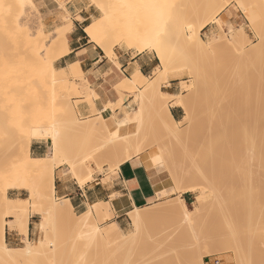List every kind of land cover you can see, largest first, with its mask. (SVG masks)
Listing matches in <instances>:
<instances>
[{
	"label": "bare ground",
	"instance_id": "bare-ground-1",
	"mask_svg": "<svg viewBox=\"0 0 264 264\" xmlns=\"http://www.w3.org/2000/svg\"><path fill=\"white\" fill-rule=\"evenodd\" d=\"M90 1L97 3L100 0ZM123 1L126 6H129L131 2H133V0ZM179 1L176 2L178 3ZM241 1L243 2V11L247 14V18L250 22L254 25L257 17H250L248 14V8L254 10L257 15L259 10L264 13V0ZM28 2L30 7L33 8V0H28ZM176 2H174L172 6L159 4L158 8L160 12H164L165 15L174 12L177 19L180 14L181 16H183V14L208 16L215 12L217 4H220L219 6H221V10L215 15V17L202 23L197 28L192 24H189L187 28H181L182 24L178 27L177 22L179 19H176L170 27L168 26L171 23L166 25L164 22L165 24H163L167 26V28L163 26L165 29H162V24H160L157 29H149L142 32L137 31L132 35H128V33H125V24L124 26L122 25L119 27L118 25L115 26V24L113 26L109 10L104 6H100V12L103 14L102 18L93 19L90 24L85 26L84 33L90 42L99 47L105 57L112 60V62H114L119 68L120 65L118 63L115 49L118 45L124 43L129 49H137L136 54H142L148 51L152 52L159 61V65L153 73V76H146L142 74L139 69H136L131 77L121 79V81L115 86V91L118 95L122 96L121 102H125L129 97L139 94V98H141L142 102L141 106L146 105L151 110H159L163 107L166 109V114L172 124H161V129L165 136L170 138L168 139L169 141L176 140L175 143L179 145V154L173 157L165 155L163 166L170 177L169 181L165 184V187L173 182L177 190L183 194H195L200 190L202 193H205V188L208 190L210 189L209 192L211 195L214 194V197H212L214 198V202L212 201V198L208 196L207 192L204 194V197H208V199L213 202L212 204H209L211 205V207H209L211 215L209 213L207 216L205 215L208 212L203 214V208H206L203 199L198 201V207L196 209H189L185 201L178 198L182 206V217L178 219V221L179 223L186 225L188 229H191L193 233L191 238L193 236V241H195V257L191 260L190 264H198L197 258L200 257V254L203 251L211 257L221 256L220 253H213L221 243H227L231 245L233 249H238V246L242 249L244 244L246 245L245 247H247V244L252 240L256 243L255 240L261 239L263 241L261 242L264 243V23L262 24V36L260 42L253 45V48L249 49V51H244V47L238 44L239 36L246 35L244 29L238 30V33L233 32L234 35L231 33L228 38L223 37L224 33L222 36H219L212 41H207L201 37V32L217 19L218 14L223 12L230 5L231 0H193L191 3H189L188 0H181V6L179 5L181 3L176 4ZM140 11L145 16L153 13L152 8L148 6H141ZM16 18L17 17H15V19ZM15 19L13 18V20ZM30 25L32 26L33 24L30 23ZM23 26L20 19H16L13 27L11 26L13 29H11L10 26L8 29H10V31L15 30V32H19ZM40 26L42 27V25ZM219 27L220 30L223 29L221 23H219ZM27 30L24 29L21 33H18V35L21 34L23 36L24 34L22 33ZM72 30L73 22L66 18L65 23L57 28L56 36L53 40L50 39L51 34H47L43 28L34 36H30L27 33L30 29L26 32V34H28L27 36L29 38L30 46L32 50L34 49L32 52L36 53L34 56L37 62L33 64V70L35 71L36 69L35 73L39 86L45 89H50L51 91H68L67 88L71 85L76 93L75 95L79 98H84L88 102V105L92 108V113L97 115L100 124H96L94 121L95 119L93 121L87 119L79 130L83 134H89L94 132L97 128L107 143V146L113 150V153L123 155L121 159L113 162L112 168L115 171H118L122 164L131 161L135 157H139L147 168L155 169V166L153 165L154 158L151 154L146 152L145 147L140 144H134L132 141V136L137 133L139 126L144 119L143 107L140 108L138 116L132 117L128 114L125 122L121 124L118 123L112 114L113 110L111 108L113 105L111 103L106 105L105 108H102V110H97L95 108V100L98 99V96L95 93V90L86 85L78 86L75 82L76 79H83L84 77V73L79 63L69 67L67 66V69H57L54 66L56 57L50 58L45 56V53L50 54L51 52L56 51L61 52L60 57L67 55L69 53L68 36L71 34ZM16 35H13L15 39H17L15 37ZM123 35L129 37L123 41ZM219 47H223V49L227 47V51L230 50L234 52L232 56L235 58L233 59L231 57V59L228 57L221 60V57H218L219 51L217 48ZM4 54L6 53L0 55ZM183 59L195 60L192 66V73L196 76L197 91L201 88H205L206 94H208V96L205 95L206 97H204V99L203 90H201L203 92H201V95L196 92V95L193 98L195 100L197 99V104L201 102L205 107L203 109L199 104L200 109L196 106L199 109V112L196 111L197 108L195 107L196 109L194 111L192 110L193 112L188 110L189 112L187 111L188 113H186L185 121L188 123L190 122L189 124H191L194 118L200 116L198 114L204 116L202 117L204 120H202L206 121V123H200L203 124L204 127L197 126L196 128L195 125L199 123H195L194 128L196 129L193 130L195 133H193V131L189 132V130L188 132L181 130V126L184 123L176 122L171 114L170 108L167 107V104L170 101H174V103L172 102L174 108H182L184 106V104H181V101H177L178 95H173L161 89L162 82L166 81L169 83V74L173 70L174 62ZM193 60H191V62ZM33 61H35V59ZM12 77L13 79L16 78L17 81L18 73L13 71ZM39 86L37 85L38 90L41 88ZM32 92H34V84H32ZM237 94H241L243 97L242 99L240 96V99H242L243 102L241 109L243 107L247 110V108L253 107L250 113H246L247 111L245 112L243 110L247 117H250V119L252 118V125L249 124L251 126L248 125L239 128L240 135L237 136L239 138H235L236 134H233L234 139L232 138L233 135L230 136L232 133L229 132V127L231 126V117L233 120L236 111H229V109H221L220 111V109L218 110V107L221 104H226V101L228 100L230 102L231 96ZM199 95L201 97L200 100L198 99ZM232 100L231 102H233ZM66 103L67 101L63 96H57L51 101L50 106L52 109H55ZM238 118H241V115ZM202 130H205L208 133V138L206 139L204 136V139H206L204 142H194V146L191 148L187 142V139H189L188 137H191L192 135L193 137H196L198 134L197 132L201 134L202 132L200 131ZM30 136L27 141L18 144L16 150L21 156V168L25 172L35 174L40 181V187L35 193L31 191V194L27 199L10 198L8 193L5 192L3 196V205L6 213L5 217L2 219V224L0 225V264H35L38 261L45 259L48 251L52 249V246L49 245L48 242L50 238L41 239L34 243L28 238L30 220L40 211L35 206L37 201L41 205V210L44 211L43 215L46 214L48 217L57 219L60 223L66 222L67 224V222H69L81 235L84 234L83 236L87 235L89 232L96 233L98 227L93 223L95 218L106 213L109 209V203L102 202L90 206L87 212L78 215L73 211L68 200H60L55 197V178L65 177L67 174L64 170H68L78 185L82 188L93 178L92 166L75 160L59 159L62 156L64 147L62 144V133L55 118L52 116L42 118L37 125L36 131H33ZM32 142L50 143L52 148L51 154L40 159L32 158L30 155ZM236 144H239L243 150L241 149L242 156L239 159L234 160L232 150H236ZM65 165L68 167L61 169V166ZM59 167L60 169L55 171V169ZM236 178L240 180L238 181L239 184L232 185L230 180L232 181ZM202 185H204L205 188L202 187ZM242 189H245L247 194L246 201H244L247 210L245 213H243V208V210H241V205H238L242 199L237 201L238 198H242L240 195L242 194ZM156 190L160 198H165V196L169 194L165 188H160L159 186H157ZM222 191L226 193V197L222 195ZM173 199L172 201L170 199L171 202H167L164 205L155 203L146 208L130 209L131 205L129 204L125 207L119 206L122 209L118 210L117 213L121 214L122 211L127 213L134 231L131 234H126L121 227L113 221L107 229L102 230L99 233V236L103 237L104 241L109 245H115L120 249H124L126 253L123 254V257L127 256L130 259L132 253H135L138 246L140 247V245H138L135 249V244L141 237H144L147 232V234L150 233L151 229L149 230V228L151 226L153 228V225H157L158 220L165 218V216L171 217V205L173 201H175V199ZM39 213H41V211ZM172 216H174V214H172ZM208 216L214 218L211 220V222L213 221L212 223L210 222V219H208L210 218ZM204 217L213 225L217 221L215 225L217 227V232L220 235V238L217 240L208 241L211 225L198 223L200 224L198 226L195 223L196 218H198L196 220L200 219L199 221H201L204 220ZM5 218L12 219L7 221ZM6 222L15 228L23 237V242L25 244L24 247L14 248L7 244L6 226L4 224ZM41 223L40 230L44 231L47 227L44 224L45 222ZM155 228L156 227H154V229ZM53 232L54 231H52V233ZM147 234L146 236H148ZM226 235L227 237H225ZM145 237L142 239L146 240L149 238V236L147 238ZM260 243L258 244L260 245ZM55 244L56 243L54 242V245ZM240 249L239 251L236 250V252L239 253L241 251ZM244 251H246V249ZM244 251L243 257L246 258L249 252L247 254L246 251L245 254ZM237 255L244 259L242 255ZM136 256L137 255L134 257ZM118 259L119 258L116 260ZM159 259L160 258L156 260ZM148 260H150V258ZM152 260L153 259L150 261ZM198 262L202 264L201 261ZM153 264H157L156 261Z\"/></svg>",
	"mask_w": 264,
	"mask_h": 264
},
{
	"label": "rangeland",
	"instance_id": "rangeland-1",
	"mask_svg": "<svg viewBox=\"0 0 264 264\" xmlns=\"http://www.w3.org/2000/svg\"><path fill=\"white\" fill-rule=\"evenodd\" d=\"M38 1H44L45 3L54 2L55 4H57V6H59L61 10L65 12V15L61 16V22L59 23V25H63L65 23L66 18L72 20L71 14H69L66 10L67 4L71 7L70 9L74 12H78L81 9L87 10V14L92 16L91 20L88 22L89 24L93 21V19L95 20L102 18L103 14L102 12H100V6H104L109 10L111 14L113 26L115 24V26L118 25L119 27L122 25L124 26L125 24V33H128V35H132L137 31L142 32L147 31L149 29H157L158 25L160 24H162V29H165L163 28V26H165V23L166 25H168V23H171L168 26L170 27L177 19L175 13L170 12L168 15H165L164 12H160L158 6L159 4H163L165 6H172L174 2L179 0H133V2H131L129 6H126L123 0H100L97 3H93L90 0ZM180 1L178 3L176 2V4L181 3L179 4L181 6L182 2ZM188 1L189 3L193 2V0ZM28 3V0H9L8 4V0H0V54L6 53L4 55H0V225L2 224V219L5 217L6 213V210L3 205V196L5 192L8 193V196L10 198H13V191L26 190L28 191V193L23 196V199H27L29 198L31 191L35 193L40 187V181L38 177L35 174L23 171V169L21 168V156L17 153L16 149L18 144L27 141L31 137L30 135H32L33 131H36L37 125L42 118L52 116L58 122V127L60 128V131L62 133V144L64 147L62 156L59 159L75 160L92 166L93 178L96 177L98 174H103L106 175V181L110 180L112 177L115 176V173L117 172L112 168L113 162L117 161L118 159H121V157L123 156L122 154L113 153V150L109 146H107V143L105 142L104 138L101 136L97 128L94 130V132L89 134H83L79 130V128L82 127L83 123L87 119L92 121L95 119L94 121L96 124H100V122L98 121L97 115L95 113L90 112L88 116H84L79 112L78 108L81 105H88V102L84 98L77 97L71 85L67 88L68 91H51L50 89H45L39 86L35 73L36 69L35 71L33 70V64L37 62L34 56V54L36 53L32 52L34 51V49L32 50L27 35L29 34L30 36H34L38 34V31L40 29L43 28L47 34H51L50 39L53 40L56 36L58 26L52 29H46L45 24L43 22L44 16L41 14L39 6L36 4V0H33V8L30 7V4ZM28 5L30 8L28 7ZM97 5H99V7H97ZM219 5L220 4H217L215 12L211 13L208 16L186 14H183V16H181L180 14L178 16L179 23L177 22L178 27H180V24H182L183 26L181 25V28H187L189 24H192L193 26H195V28H197L202 23L212 19L213 17H215V15H217V13L221 10V6ZM141 6L151 7L153 13L148 16L143 15L140 11ZM242 6L243 2L241 0H231L230 5L228 6V8H226L227 10L225 9L223 12L218 14L217 19L208 26V30H203L201 32V37L207 41H212L213 39L215 40L219 36H222L224 33L225 34L223 35V37L228 38L231 33H238V30L244 29L246 35L239 36L238 44L244 47V51H249V49L253 48V45H256L260 42L262 36V24L264 23V13L259 10V13L257 15L255 14L256 12H254V10H250V8H248L250 10H248V14L250 15V17H257L256 23L253 25L247 18L248 16L243 11ZM14 16L17 17L16 19H20V21L22 22V26L24 24L23 28L19 32H15V30L10 31V29H8L9 26L11 28V26L13 27L14 25V21L16 20ZM13 18L15 20H13ZM77 20L81 21L82 19L77 17ZM30 23L33 25L31 26ZM219 23H221L223 26L222 30H220ZM27 24L30 27H28ZM40 25H42V27ZM165 27L167 28V26ZM24 29H30V31L27 30L28 32L25 31L24 33H22L24 34V37L21 34L18 35V33H21ZM26 32L28 34H26ZM234 33L232 35H234ZM13 35H16L15 37L17 39H15ZM127 37L129 36L123 35V41H125ZM223 47H219L220 49L217 48L219 51L218 57H221V60H224V58L228 57H232L234 59L235 57L232 56L234 52L230 50H228V52L226 50L227 47H225L224 49ZM118 50L122 52H129L131 55H135L137 53V49H129L125 45V43L116 47V53ZM60 53V51L51 52L50 54L45 53V56L50 58L56 57V60H58L61 58ZM148 53L150 54V58L154 57L156 59L155 55L152 52L148 51ZM34 59L35 61H33ZM191 60L183 59L174 62L173 70L169 74V83L171 81H175L178 86L177 90L174 92L178 95L177 101L179 100L181 101V104H184V106L182 107L184 111L183 117L179 122L184 123L181 126V130L187 132L188 130L189 132H192L197 128V126L201 127L203 126V124L206 123V121H203L204 118L202 117L204 116H201V114H198L200 115L198 117L201 118H194L191 124H189L190 122L188 123L185 121L186 113L192 110L194 111L197 108L196 106H198L199 109L200 107H202L203 109L205 107L201 104V102H198L200 104L199 107V104L196 103L197 99L195 100L193 97L196 95V92L201 95V90H203L204 92H202L204 95H202L203 98L208 96V94H206L205 88H201L197 91L198 87L196 83V76L192 73V66L195 60H193L192 62ZM156 62L159 65V61L157 59ZM13 71L18 73L17 81L16 78L13 79L12 77ZM150 76H153V74H151ZM123 78H125V76L121 79ZM75 82L78 84V86H89L85 79V75L83 79H76ZM169 83H167L166 81L162 82L161 89L166 92L172 91L169 89ZM32 84H34V92H32ZM37 85L41 87L39 88V90ZM113 90L115 91V86H113ZM200 95L198 96L199 100L201 99ZM57 96H63L68 104L66 103L58 108L52 109L50 106L51 101L54 100V97ZM240 96L241 94H237L234 96L232 95L230 99H233L232 101L235 103L231 102V100L229 102L228 100L226 101V104H221L218 107V110L220 109V111L221 109H229V111L233 112L236 111L233 116V120L231 117L230 127L232 128L229 127V132L232 133L230 134V136L236 134L235 138L237 139L239 138L237 136L240 135L239 128H242L243 126H248L252 123V118L250 119V117H247L245 115V112L247 111L246 113H250L251 109H253V107H249L247 108V110H245L243 107L241 109L243 97L241 96L242 99H240ZM131 97L133 98L132 101H130L127 104V107H125L124 104L129 100L130 97L125 102H121L122 96L119 95V100L117 101V103H111L113 105V107L111 106L112 108L110 107L113 110L112 114L116 118L117 122L121 124L126 121L128 114L132 117L138 116L140 108L143 107L144 119L142 124H140L137 133L132 136V141L134 144H140L145 147L146 152L151 154V156L154 158L153 165L155 166V169L158 170L160 168H164L163 165L165 155L173 157L179 154V145L175 143L176 140L173 141L171 139L172 141H169L168 139L170 138H167L161 129V124H172L166 114V109L163 107L159 110H151L146 105L141 106L142 102L141 98H139V94ZM172 102L174 103V101H170L167 104V107L170 108V110L174 108ZM234 104L237 107H235ZM233 107L234 109H236L234 110ZM198 108L196 111L199 110ZM237 113L239 114V116ZM240 115L241 118H238L240 117ZM201 122L204 123L200 124ZM195 123L199 124L195 125ZM194 125L196 126V128H194ZM200 132L202 133L200 134L199 132H197L198 134L196 137H193L192 135L191 137H188V141L186 140L191 148H193L194 142L201 143V141L204 142L208 138V133L205 130H202ZM193 133H195V131H193ZM234 135L232 138H234ZM204 136L206 137V139H204ZM196 140H199L200 142ZM47 146V155H49L52 151L51 144L47 143ZM235 146L234 147L236 148V150L233 147L234 150H232V152L234 154L233 159L237 160L242 156L241 153L243 149L241 146H239V144H236ZM66 167L68 166H61V169H65ZM58 169H60V167L56 168L55 171H58ZM64 171L68 177L73 179L72 174L68 170ZM93 178L91 179V181L93 180ZM238 181H240L238 178L233 179L232 181L230 180V182H232V185H238ZM159 187H171V191L167 190L168 193L177 194L175 196L166 195L165 198L157 202V204L164 205L167 202H171L174 198L175 201H173L171 205V211L174 216H172L171 214V217L165 216V218L158 220L157 225H153L154 227H156L155 229L154 227L152 228V226H149V230H152V232L150 230L149 233L151 235L147 234V232L146 234L149 236L148 239L143 240L146 234L144 235V237H141L139 239L138 242H140L141 244L137 242L138 244H135V249L138 245H140V247H137L138 250L136 249V254L133 252V258L131 257L130 259L127 256L123 257V254L126 253L124 249H120L115 245H109L106 241H104L103 237L99 236V233L102 230L107 229L110 223L113 222L114 216L118 214V210L122 209L121 207H119V202L114 204L113 206L109 204L108 211L102 214L101 216L95 218L93 223L95 224V226L98 227L96 233L89 232V235L87 234L83 236L84 234L81 235L79 231L72 227V224H70L69 222H67V224L66 222L60 223V221L57 219L48 217L46 214L43 215L44 211L41 210V205L37 201L35 206L38 210L41 211V213H39V211L35 215L36 218L33 220V228L35 235L30 239V241L34 243L41 239L50 238L48 242L49 245L52 246V249H50L51 251H48L45 259H42L35 264H153L155 261L157 264H190L191 260L195 257V241H193V236L191 238V235L193 233L190 228L188 229L186 225H184L183 223H179L178 221V219L182 217V206L178 198L184 200L182 198L183 193L177 190L173 182L169 183L167 187H165V185ZM202 187L205 188L204 185H202ZM205 191L208 193V196H210L211 198L214 197V194H212L213 196L210 194V189L208 190L205 188ZM205 193H202V191L200 190L195 194H190L191 199L186 200V205L189 209H196L198 207V201L203 199L205 207L208 209L207 210L206 208H203V214H206L208 212L205 215L207 216L210 213L209 207H211V205L209 204H212L214 202V198H212L213 202L210 201L208 197H204ZM241 193L242 194L240 195L242 196V198H238L237 201H240V199H242V201L239 202L240 204H238L237 202V204L241 205V210L244 209L243 213H245V211L247 210L244 201H246L247 194L245 189H242ZM222 195L226 197V193L224 191H222ZM169 198L171 199V201ZM5 219L7 221H10L12 218ZM196 219L195 223L198 226L200 225L198 223H206L207 225H211L210 232L208 235V241H214L220 238V235L216 229L217 227L215 225L217 221L214 223V225L211 224L213 222H211V220L214 219L213 217L208 218L210 219L211 223L205 217V221H199L200 219ZM41 222H45L44 224L47 227L44 231L40 230V224H42ZM4 224L6 226V229H8V227L14 229L8 222ZM121 229L126 234H131L134 231L129 217H127V219L122 223ZM52 231H56L57 233H52ZM148 236H146L145 238H147ZM225 237H227V235ZM252 241H250L248 244L246 243L248 245L247 247H245L246 245L244 244L242 249H240V246H238L239 248L237 247L238 249H233L231 245L227 243H221L220 246H218L216 250L213 251V253H220L221 256L211 257L203 251L200 254V257H198L200 260L197 258V263L200 264V262L198 261H201L202 264H264V243H262L263 241L261 239L255 240L256 243ZM54 242L56 243L55 245ZM257 242H261L260 245ZM254 243L256 246L254 245ZM9 246L13 247L11 244H9ZM24 246L25 244L22 241V243L17 246V248H22ZM239 249L241 251L239 253L236 252V250L239 251ZM245 249L247 251V254L249 252L246 258L243 257V251ZM246 251H244L245 254ZM237 254L242 255L244 259H242ZM133 255L137 256L134 257ZM117 258H119L120 260H116ZM149 258L150 260L153 259L155 261H150L148 260ZM158 258L160 259L156 260Z\"/></svg>",
	"mask_w": 264,
	"mask_h": 264
},
{
	"label": "crops",
	"instance_id": "crops-1",
	"mask_svg": "<svg viewBox=\"0 0 264 264\" xmlns=\"http://www.w3.org/2000/svg\"><path fill=\"white\" fill-rule=\"evenodd\" d=\"M41 14L44 16L43 22L46 29H52L56 26H61V16L65 12L57 6L54 2L45 3L44 1L36 0ZM66 6V10L72 16L73 30L68 36L69 53L54 63L57 69H67L69 66L79 63L85 75L88 85L95 90L98 99L95 100V108L102 110L108 103H117L119 95L113 90L122 77H131L136 69H139L142 74L150 76L154 73L158 64L156 59L150 58L148 52L142 54L131 55L129 52L117 51L118 63L120 68H117L114 62L105 57L102 50L93 45L84 33V28L88 25L92 16L88 15L87 10L81 9L74 12ZM228 8V7H227ZM227 10V9H226ZM86 14V16H85ZM85 16V17H84ZM77 17L82 21L77 20ZM208 30V27L205 31ZM68 66V67H67ZM178 86L175 81L169 83V93L177 95L174 92ZM132 97L124 104L132 101ZM79 112L84 116H88L92 112L91 106L81 105L78 108ZM182 108H172L171 114L176 122H179L183 117ZM48 153V146L45 142H32L30 148V155L34 159L46 157ZM152 172V173H151ZM170 177L166 169H152L147 168L139 157L133 158L122 164L115 176L106 181V175L98 174L85 187H80L73 178L65 177L55 178L54 190L55 197L60 200H68L76 214H83L87 212L90 206L99 203H109L113 206L120 203L119 206L125 207L127 204L131 208H146L159 202L161 199L158 196L157 186H164ZM165 190L171 191L170 188ZM28 191H13V198H23ZM10 194V193H9ZM168 195H177L170 193ZM182 198L187 204V199L190 200V194H183ZM128 215L125 212L116 214L113 221L120 227L127 219ZM32 217L29 223V240L35 235L33 228ZM23 241V237L16 231L8 227L6 229V242L17 248Z\"/></svg>",
	"mask_w": 264,
	"mask_h": 264
},
{
	"label": "snow or ice",
	"instance_id": "snow-or-ice-1",
	"mask_svg": "<svg viewBox=\"0 0 264 264\" xmlns=\"http://www.w3.org/2000/svg\"><path fill=\"white\" fill-rule=\"evenodd\" d=\"M97 7H99V5H97Z\"/></svg>",
	"mask_w": 264,
	"mask_h": 264
}]
</instances>
